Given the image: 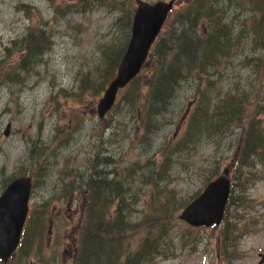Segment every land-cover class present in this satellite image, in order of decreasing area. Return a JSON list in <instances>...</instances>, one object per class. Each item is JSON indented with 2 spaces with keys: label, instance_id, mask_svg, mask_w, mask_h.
<instances>
[{
  "label": "rangeland",
  "instance_id": "obj_1",
  "mask_svg": "<svg viewBox=\"0 0 264 264\" xmlns=\"http://www.w3.org/2000/svg\"><path fill=\"white\" fill-rule=\"evenodd\" d=\"M139 1L161 0H0V191L9 178L31 175L35 153L41 147L52 148L33 177L29 207L35 216L25 240L34 241L24 244L31 253L26 256L19 252L10 257L8 264H72L73 250L67 234L78 215L79 187L81 181L84 183L86 167L90 173L88 163L93 152L107 151L124 169L133 162L156 157L155 152L165 142L174 141L185 126L192 84L177 89L166 115L171 121L145 136L133 112L120 103V94L118 107L110 110L103 121L96 116L101 93L93 95L87 89L76 96L78 83L86 80L94 68L100 69L99 74L91 76L96 85L105 81L102 52L107 54L123 42L128 30L125 14L130 16ZM185 1L177 0L174 11ZM218 3L225 5L226 21L237 32L251 11L249 1ZM31 36L37 37L46 51L40 59L29 57L33 60L30 69L15 76L12 68L23 59L21 50L29 46L27 39ZM256 47L249 37L233 57L235 81L245 88L255 78L246 60L263 54ZM259 88L264 103V77ZM262 116L264 120V113ZM7 123L10 131L4 136ZM237 136L236 132L221 142L203 139L174 153L173 161L177 163L171 167L168 188L175 191L179 203L188 202L208 177L214 178L229 167L230 147L233 149ZM256 168L258 173H252V181L246 186L241 180L237 187L238 191L246 188L244 197L251 202L244 207L254 223L239 222L241 201L228 205L226 219H231L229 222L238 230L234 240L228 235L223 239L230 247L228 253L221 243L223 225L191 228L176 222L170 234L174 255L160 257L154 264H256L258 254L264 253V166L258 164ZM233 173L232 169L231 177ZM150 192L148 188L144 194Z\"/></svg>",
  "mask_w": 264,
  "mask_h": 264
},
{
  "label": "trees",
  "instance_id": "obj_2",
  "mask_svg": "<svg viewBox=\"0 0 264 264\" xmlns=\"http://www.w3.org/2000/svg\"><path fill=\"white\" fill-rule=\"evenodd\" d=\"M219 1L194 0L182 11H176L153 45L142 71L122 90L120 103L133 112L145 136L171 121L166 115L184 78H190L194 88L182 132L174 141L165 142L155 152L156 157L149 156L120 169L107 152L110 157L105 159V165L111 167L108 176L98 167L99 150L93 152L88 163L90 173L86 167L84 183L81 181L82 187H79L78 215L67 234L73 250L72 264H154L160 257L173 256L174 239L170 234L177 222L175 211L183 204L179 203L175 191L168 188L171 167L177 163L173 155L203 139L221 142L238 133L233 149L230 147L229 160L234 173L221 224L224 252L230 249L223 241L225 236L234 240L238 232L229 222L231 219H226L228 205L241 201L239 222L241 225L254 223V217L244 207L251 202L244 197L246 188L238 191L237 187L241 180L247 186L252 181V173H258L256 166H264V103H261L262 88H259L264 77V0H248L251 11L237 32L234 25L226 21L225 5ZM130 17L131 12L130 16L125 14L128 29ZM127 37L117 49L107 54L102 52L101 72L105 79L102 85H96L91 79L100 72L99 68H94L87 73L86 80L78 83L80 93L90 89L97 95L103 90L106 81L114 75ZM249 37L263 54L246 60L255 78L245 88L235 81L231 66L236 51ZM30 44L33 46L25 49L23 59L12 68L15 76L31 67L27 60L35 46ZM117 107L118 104L114 109ZM51 149V146H43L35 153L34 169L30 172L33 177L39 173ZM148 188L151 192L146 195L144 191ZM142 198H145L143 202ZM137 206H140L139 211Z\"/></svg>",
  "mask_w": 264,
  "mask_h": 264
},
{
  "label": "water",
  "instance_id": "obj_3",
  "mask_svg": "<svg viewBox=\"0 0 264 264\" xmlns=\"http://www.w3.org/2000/svg\"><path fill=\"white\" fill-rule=\"evenodd\" d=\"M171 3H139L131 23V35L118 64L115 77L109 82L98 101V116L102 117L112 106L117 91L124 87L140 70L148 49L156 37ZM9 125L4 134H7ZM227 170L209 182L202 192L178 214V218L191 226L219 224L229 194ZM30 178L20 176L10 181L0 193V258L6 260L15 249L27 212ZM263 259V256H261ZM261 259V261H262Z\"/></svg>",
  "mask_w": 264,
  "mask_h": 264
},
{
  "label": "bare ground",
  "instance_id": "obj_4",
  "mask_svg": "<svg viewBox=\"0 0 264 264\" xmlns=\"http://www.w3.org/2000/svg\"><path fill=\"white\" fill-rule=\"evenodd\" d=\"M27 41L30 43H33L35 46V48L33 50V54L30 57H39V59H40V56L43 55L46 51V46L43 43H41L40 41H38L37 37H35V36L29 37L27 39ZM29 63H31V64L33 63V60H31V58L29 59ZM193 82L195 84L194 80H193ZM191 83H192L191 79L186 77L180 82L179 88H181L183 85H186V84L190 85ZM98 157H99L98 158L99 169L104 170L107 173V175L109 176L111 174V167H110V165L109 166L105 165V161H106L105 159L107 157H110V155L107 153V151L103 150V151H98Z\"/></svg>",
  "mask_w": 264,
  "mask_h": 264
}]
</instances>
